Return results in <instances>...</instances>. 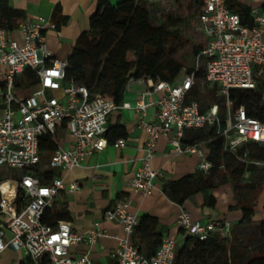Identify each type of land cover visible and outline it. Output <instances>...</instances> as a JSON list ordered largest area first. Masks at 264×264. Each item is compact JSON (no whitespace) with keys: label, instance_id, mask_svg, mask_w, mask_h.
<instances>
[{"label":"built area","instance_id":"built-area-1","mask_svg":"<svg viewBox=\"0 0 264 264\" xmlns=\"http://www.w3.org/2000/svg\"><path fill=\"white\" fill-rule=\"evenodd\" d=\"M198 1V29L207 38L201 51L205 61L201 84L204 88L212 86L217 98H225L224 124L218 102L204 108L197 100L187 101L189 91L197 85L194 73L185 74L175 83L140 78L148 82V88L136 108L145 112L148 105H154L157 109L155 121H139L147 140L132 185L144 195L153 193L160 173L152 169L151 160L163 134L176 152H196L200 157L198 170L203 173L213 166L203 146L216 137L224 138L225 149L231 152L248 142L264 144V122L250 116L245 105L235 108L229 100L232 89L256 90L262 84L260 101L264 105V10L251 9L253 24L249 26L242 23L239 13L230 10L229 0ZM18 28L21 43L12 37L11 30L0 26V68L5 69L0 80V261L14 251L21 256L5 264H94L88 252L74 256L71 248L81 243L93 245L105 235L99 223L81 234L70 221L60 220L57 226H51L43 221V215L60 192L79 189V183L66 182L65 175L83 165L94 151L107 146L108 118L121 104L91 92L84 84L66 80L67 60L53 56L46 43V30L56 29L52 15L24 20ZM26 70L36 77L29 86L21 82ZM56 92H60L59 96ZM153 95L154 99L146 101ZM122 105L130 107L129 103ZM60 126L73 137L68 147L58 141ZM186 129L213 130L215 135L183 144ZM41 136H50L56 143L45 162L39 149ZM113 145L124 147L126 139L119 138ZM11 170H23L24 174L13 178ZM48 171L60 174L44 183L40 174ZM104 217L119 222L125 231L111 251L117 264L174 263L178 242L169 236L163 237L150 257L132 244L130 236L139 216L130 212L128 201H117L105 210ZM178 225L184 235L200 240L214 232L227 235L231 227L220 219L207 223L193 220L186 210L180 212Z\"/></svg>","mask_w":264,"mask_h":264},{"label":"trees","instance_id":"trees-1","mask_svg":"<svg viewBox=\"0 0 264 264\" xmlns=\"http://www.w3.org/2000/svg\"><path fill=\"white\" fill-rule=\"evenodd\" d=\"M185 1L192 9V25L199 30L201 4L198 0ZM156 5L147 0H96V8L89 18V29L80 33L67 58L66 80L84 84L91 92L120 105L132 78L150 77L175 83L185 74L194 73L197 85L189 91L187 101L197 100L204 108L218 102L220 118L224 124L225 98L208 103L203 90L206 87L201 84L205 77V61L201 51L206 42L195 46L193 64L184 71V64L177 58V52L184 31L182 25L187 19L167 12L155 23L150 7ZM228 7L239 13L242 23L249 26L253 24L250 6L229 0ZM52 18L56 29L66 24L68 19L57 6ZM23 20L22 10L13 8L9 0H0V26L13 31ZM35 81L36 77L30 70H26L21 82L29 86ZM260 85L256 90L232 89L229 100L235 108L245 105L250 116L264 122V105L260 101L263 87ZM209 94L214 96V90ZM108 128L105 135L109 141L127 135L122 124ZM214 135L213 130H196L192 141L208 139ZM55 148L56 143L52 137H40L39 149L44 162ZM206 148L207 157L213 165L208 173L198 171L167 181L163 190L178 204H183L197 193H203L206 204L214 206L216 198L212 190L230 181L238 202L230 209H239L241 218L239 225L232 227L227 235L214 232L205 240L186 235L183 244L176 250L173 264H264V164L260 166L258 174L255 171L258 165L255 162H264V144L248 142L236 152H231L225 149L224 138L216 137L207 142ZM23 174V170H11L9 175L20 178ZM59 174L57 171H48L40 176L42 182L46 183ZM219 175L221 180L216 184L215 178ZM244 188H248L247 193L243 191ZM69 219L71 214L67 203L58 198L43 215V221L51 226H57L60 220ZM158 227L156 217L144 214L139 217L134 228L133 234H137L139 240L133 241V244L147 257L155 254L164 237L162 229ZM146 238H150V242L147 251L143 253L142 242ZM254 241L258 244L252 247ZM22 264L31 263L25 261Z\"/></svg>","mask_w":264,"mask_h":264},{"label":"crops","instance_id":"crops-1","mask_svg":"<svg viewBox=\"0 0 264 264\" xmlns=\"http://www.w3.org/2000/svg\"><path fill=\"white\" fill-rule=\"evenodd\" d=\"M234 2L250 6L251 9L259 7L264 10V0H234ZM9 3L13 8L24 12V20L51 16L54 8L59 7L61 14L68 18L67 23L58 29H47L46 43L53 56L66 60L77 37L89 29V18L96 8V0H9ZM11 34L19 43L23 41L19 28L14 29ZM4 70L3 67L0 68V80L4 77ZM147 88L146 80L130 79L121 106L109 115L108 127L118 123L125 126L127 135L121 138L126 139V145L116 147L113 145L114 141L108 140L109 143L103 150L94 151L83 165L73 168L65 175V181L78 182L79 189L62 191L56 197L59 201L67 203L71 214V219L67 221L72 223V228L76 232L84 234L95 223H99L105 231L106 234L93 245L81 243L71 248L74 256L88 252L94 264H117L116 259L111 256V251L117 246L118 237L125 236V231L122 224L106 220L104 217L105 210L117 201H128L130 212L139 217L144 214L156 217L158 229H162L163 236H169L177 242L181 240V244L178 242V247L183 244L186 237L178 225V217L182 210L188 211L193 220L202 223L220 219L228 222L231 225L230 229L239 225L240 210L230 209L238 203L234 186L230 181L219 184L212 190L216 198L214 206L206 204L203 193H197L186 199L183 204H178L164 192V184L167 181L198 172L200 162L196 152H176L169 143L167 135L163 134L158 138L156 155L151 160L152 169L160 172L155 179L153 193L144 195L134 189L132 179L141 164L147 140V132L140 127L139 121L143 118L147 121H155L157 117V109L154 105H148L145 112L136 108L137 102ZM207 89L215 92L210 85H207ZM155 97L156 95H153L145 99L150 102ZM123 103H129L130 107H124ZM59 135L63 137L62 141ZM195 135L196 130L186 129L183 144L195 142L192 141ZM57 138L65 147L73 141V137L63 126L57 129ZM203 149L206 152V145ZM220 180V175L216 176L215 183H219ZM133 235L130 236L132 244L133 241L139 240L137 234ZM149 242L150 238L142 242L143 253L147 251ZM9 254H14V251L6 253L2 259L4 264L9 260L7 259Z\"/></svg>","mask_w":264,"mask_h":264},{"label":"rangeland","instance_id":"rangeland-1","mask_svg":"<svg viewBox=\"0 0 264 264\" xmlns=\"http://www.w3.org/2000/svg\"><path fill=\"white\" fill-rule=\"evenodd\" d=\"M113 2H116L118 0H112ZM152 2H155L157 5L156 7L151 6L150 9L152 11L153 16L155 17V23L158 22L159 18L162 17L164 13H176L184 18H186V22L184 25H182L183 36L181 38V41L179 42L178 46V52H177V58L184 64V71H186L188 68H190L193 64V51L195 49V46L197 44H203L204 41L206 42L207 38L200 32V30H196L192 25V9L190 8V5L185 0H153ZM191 20V21H190ZM207 95V102L211 101H217L218 98L214 96H211L209 93L210 91L207 89H203ZM16 93V92H15ZM60 92H56L55 95L59 96ZM206 102V103H207ZM60 141H62L63 137L61 135L58 136ZM260 166L257 165L255 168L256 174L260 171ZM245 193H247L248 188H244L243 190ZM179 244H181V240H178ZM254 244H258L257 241H254L252 244V247ZM21 256L20 253L14 252V254L10 255L9 258H19ZM1 264H4L3 261H0Z\"/></svg>","mask_w":264,"mask_h":264}]
</instances>
